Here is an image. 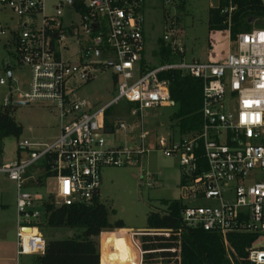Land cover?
<instances>
[{
    "label": "built area",
    "instance_id": "built-area-1",
    "mask_svg": "<svg viewBox=\"0 0 264 264\" xmlns=\"http://www.w3.org/2000/svg\"><path fill=\"white\" fill-rule=\"evenodd\" d=\"M144 1L0 0V11L17 17L11 29L0 24V35L9 34L18 65L30 70L27 89L11 75L1 105L43 103L55 109L60 121V131L50 142L19 141L17 152L25 150L26 156L0 165V172L17 186L16 254L44 252L40 230L44 202L88 204L99 194L103 167L136 164L151 150L144 113L174 104L168 82L159 75L175 69L202 81L198 131L154 140L164 156L179 159L178 199L185 203L182 226L217 233L232 264L230 235H252L247 259L250 264H264V28L254 26L231 40L228 27L226 39L235 43V50L218 61H201L185 57L179 30L171 23L161 41L177 59L149 66ZM232 10H220L227 13L228 26ZM105 69L113 72L116 97L98 108L78 99L75 93L81 84ZM0 84L5 81L0 79ZM122 99L138 119L137 128L107 118L106 111ZM106 127L111 133L115 128L125 134L136 132V138L131 145H109ZM36 163L44 169L39 176L51 174L44 180L46 198L22 190L28 167ZM142 177L146 186H153L150 171L142 170ZM198 200L206 204H195ZM127 234L135 264H181V242L174 229H129ZM143 237H161L172 245L146 248Z\"/></svg>",
    "mask_w": 264,
    "mask_h": 264
},
{
    "label": "rangeland",
    "instance_id": "rangeland-1",
    "mask_svg": "<svg viewBox=\"0 0 264 264\" xmlns=\"http://www.w3.org/2000/svg\"><path fill=\"white\" fill-rule=\"evenodd\" d=\"M48 4L52 0H47ZM218 4V0H145L143 13L145 17V61L149 66H156L162 60L161 38L166 26L172 21L179 30V36L184 44L185 57L204 61L208 59L209 47L208 19L209 10ZM51 9L48 7V12ZM17 17L9 11H0V24L11 29ZM252 26H257L252 21ZM227 36H217L215 54L235 50V43L226 39ZM232 40V39H231ZM177 59V58H176ZM7 66L11 67V75L17 78L22 89H27L30 81V70L27 66L18 65L15 49L8 33L0 35V79L5 84H0V105L9 92ZM117 95V86L112 70L105 69L94 74L93 78L81 84L75 96L78 99L89 101L95 108L110 102ZM173 107H157L147 109L144 113V129L150 138L151 150L141 157L136 164L124 166H106L101 170L102 183L100 186V201L108 209L109 222L122 221L127 228L142 229L147 227L146 216L150 211H162L165 206L162 200H171L179 197L181 167L177 156H164L162 150L156 147L153 138L164 136L170 139L179 137L176 128L172 127L173 121L169 115ZM12 116L22 126L18 137L8 136L0 140V165L9 164L17 157H25L26 151L17 152L18 142L24 139L35 142H50L60 131V121L57 112L43 103H30L15 105ZM110 121L123 120L136 128L138 119L131 116L129 103L122 99L110 107L107 115ZM109 145L133 144L136 132L125 134L117 128L111 133L104 134ZM142 170H148L154 175L152 187L145 184ZM44 172L40 163L28 167L26 181L22 190L40 193L47 197V188L36 184V177ZM47 186H50L48 184ZM17 186L7 174L0 172V264H36L35 254H16V208L15 200ZM195 204H206L198 200ZM107 230V229H106ZM42 234L47 239L74 238L82 229L80 228H50L42 226ZM107 236L114 235L121 230H113V234L103 233ZM127 233V230H122ZM98 243L100 246V238ZM129 237V235H128ZM123 239V238H122ZM122 239L114 240L116 244ZM128 240V239H127ZM129 243V242H128ZM114 244V243H113ZM130 245V243H129ZM114 249V245H112ZM129 252L133 249H129ZM114 255V254H111ZM114 258V256H113ZM127 260L125 259V262ZM114 263L124 264L122 260L114 258Z\"/></svg>",
    "mask_w": 264,
    "mask_h": 264
},
{
    "label": "trees",
    "instance_id": "trees-1",
    "mask_svg": "<svg viewBox=\"0 0 264 264\" xmlns=\"http://www.w3.org/2000/svg\"><path fill=\"white\" fill-rule=\"evenodd\" d=\"M233 7L230 12V26L227 23V13H221L222 8ZM252 21L257 22L259 28H264V3L262 0H219L218 6L209 10L208 29L209 60L218 61L226 53L215 54L217 36L226 37V29H230V37L234 40L238 33L247 32L252 27ZM175 24L174 21H172ZM161 42L163 61L177 58L169 47ZM159 77L168 82L170 97L174 104V111L169 115L179 136L193 135L201 125L202 81L184 74L179 70H167ZM166 107V106H165ZM14 105L3 107L0 105V140L8 136L18 137L22 126L13 116ZM106 111V116L108 115ZM108 117V116H107ZM51 174L47 171L35 181L38 186L44 185V180ZM165 208L162 211H150L146 216V228H172L179 232L181 242V264H232L225 251L221 237L211 231L203 229L185 228L180 221V214L185 203L180 199L162 200ZM44 214L40 224L50 228H80L82 231L74 238L47 239L42 254L36 256V264H101V245L99 250L98 237L114 229L126 227L122 221L109 222L108 209L100 201L99 194L88 204H72L56 206L50 201L43 203ZM107 229V230H106ZM42 232V231H41ZM44 236V235H43ZM45 239V238H44ZM254 237L247 234H232L229 242L233 250L234 264H250L247 259L246 248ZM144 240L148 242L144 243ZM143 246L152 248L170 247L161 237H143ZM166 255V253H161ZM122 263L125 258L121 257Z\"/></svg>",
    "mask_w": 264,
    "mask_h": 264
},
{
    "label": "crops",
    "instance_id": "crops-1",
    "mask_svg": "<svg viewBox=\"0 0 264 264\" xmlns=\"http://www.w3.org/2000/svg\"><path fill=\"white\" fill-rule=\"evenodd\" d=\"M157 137H159V136H157ZM157 137L153 138V140H155ZM99 197H100V190H99ZM15 208H16V200H15ZM129 229H132V228L124 227L121 229H115V230H121V231L116 232V234H118V235H116V234H114V235H116V236L122 235L124 237L122 239V243H120V244H116L114 241H110V240L109 241H107V240L103 241L102 236H101L100 245H101V263L102 264H116V263H114L115 257L118 258V260H120L121 257H124L127 260L126 262H124V264H135V253L134 252L131 253V251L130 252L128 251L129 249H131V246L129 245L130 242L128 239V234L122 232V230H129ZM109 233L113 234L115 232H109ZM112 245L115 246L114 249H113ZM16 251H17V248H16ZM111 254H114V255H111ZM113 256H114V258H113Z\"/></svg>",
    "mask_w": 264,
    "mask_h": 264
},
{
    "label": "water",
    "instance_id": "water-1",
    "mask_svg": "<svg viewBox=\"0 0 264 264\" xmlns=\"http://www.w3.org/2000/svg\"><path fill=\"white\" fill-rule=\"evenodd\" d=\"M262 1L264 3V0H262ZM7 69H8L7 70V78L9 79L11 77V70H10L9 66H7ZM26 104H28V103L27 102H15L14 106L15 105H26ZM105 132H107V133L111 132V127H106ZM99 250H100V246H99Z\"/></svg>",
    "mask_w": 264,
    "mask_h": 264
},
{
    "label": "bare ground",
    "instance_id": "bare-ground-1",
    "mask_svg": "<svg viewBox=\"0 0 264 264\" xmlns=\"http://www.w3.org/2000/svg\"><path fill=\"white\" fill-rule=\"evenodd\" d=\"M102 235H103L102 236L103 241H105V240H107V241H109V240L110 241H114L117 238H120V239L124 238L122 235L116 236L118 234H116V235H110V236H107L106 234H102Z\"/></svg>",
    "mask_w": 264,
    "mask_h": 264
}]
</instances>
